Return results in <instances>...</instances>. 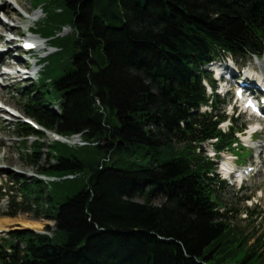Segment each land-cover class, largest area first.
Masks as SVG:
<instances>
[{"label": "trees", "instance_id": "16d2710c", "mask_svg": "<svg viewBox=\"0 0 264 264\" xmlns=\"http://www.w3.org/2000/svg\"><path fill=\"white\" fill-rule=\"evenodd\" d=\"M30 1L44 13L34 32L54 51L18 103L46 131L86 144L13 126L34 139L23 160L52 180H21L19 202L5 195L10 217L34 212L54 229L11 232L0 264H264V236L220 211L224 181L204 150L209 140L231 150L245 126L231 118L221 131L225 102L203 85L214 89L213 61L262 57L264 0Z\"/></svg>", "mask_w": 264, "mask_h": 264}, {"label": "rangeland", "instance_id": "374dc122", "mask_svg": "<svg viewBox=\"0 0 264 264\" xmlns=\"http://www.w3.org/2000/svg\"><path fill=\"white\" fill-rule=\"evenodd\" d=\"M4 1L0 0V22L1 24H4L5 26H15L19 28L20 32L22 33L23 37H27L28 34L26 32V28L30 27L36 28V25L39 21L42 20L44 17L43 10H37L34 11V13L28 15L30 18L35 19L39 18V21L36 23H32L30 20H24L23 22H16L7 20L3 14L4 10ZM17 5L11 1V5L13 6L14 16L15 14H22V18H25L24 16H27L24 9H27L29 12L31 7V1L30 0H15ZM32 8V7H31ZM8 10V9H7ZM16 17V16H15ZM4 23H3V22ZM8 24V25H7ZM69 29L66 27L62 30L61 35H66L69 33ZM5 36L3 37V40L0 42V49H4L7 45V41L13 39L15 36L12 33L5 32ZM38 38V37H36ZM46 41H40V44L43 45ZM11 47H14L12 50V56H16V52H14L17 45H12ZM54 50L51 48L46 49L44 52L39 53L40 56H45L48 54H51ZM19 60V59H18ZM21 62V60H19ZM34 60H31V63H33ZM221 63V64H220ZM226 63L233 64L234 68L237 69L238 73L244 74L245 72H249L253 75L260 76L261 74H264V63L261 61V59H251V60H243L240 58H234L233 56L228 55V59L225 60V63L223 64L222 60L221 62H218L216 65H226ZM39 66H37L33 71L39 70ZM212 70L215 72L214 76H216V73L218 71ZM257 76V77H258ZM242 77V75L240 76ZM242 81L241 79H238V82ZM32 84V82L29 80H23V78L18 79H7L2 80L0 77V102L3 106H8L9 108L16 109L21 116L23 114V110L20 107L18 103L19 94L18 91L20 89H28V87ZM223 87V85H222ZM220 93H222V90H219ZM224 98L220 96L219 101L221 102ZM227 104L224 105L226 110V115L231 116L229 105L233 104V97L229 95L227 98ZM208 108H202L201 111L207 110ZM234 117H236L234 115ZM21 117H14L10 118L4 114H0V185L3 188L2 192L0 193V219H10V220H16V223L26 222V221H33V222H40L42 224L41 226V233L45 231V227H49L51 230L54 229V222L51 220H46L43 218V216L39 215L38 218H35L34 212H18L14 216L10 217V215L14 211V207H10V199L7 198H1L2 194H8V196L11 197V200L13 198H18L16 201H20V195L23 191L24 187L22 186L21 180L23 179H34L37 174V168L34 166L29 165L28 162L24 161V156H21V152L25 150V147H28L30 143L34 141L33 138H30L28 142L25 144L23 141L16 138L15 131L13 126L17 125L19 121H21ZM258 119L254 118H245L241 117L239 118V123L246 126L249 125V128L258 123ZM232 121H226L223 125H221V128L224 130H227V127H231ZM259 127L262 128V132L254 136V146H258L259 149H248L245 147L247 145L244 140L247 138L246 133L249 132L248 127H246V133L243 132L241 135V141L242 143L234 144L230 151H224L221 154L217 155L215 159H212L210 161H213L216 163V173L218 174V177L220 180L224 181V189L218 191V203H220L221 212H226V215L228 217L229 224L234 227L236 230H243V232L249 233L248 236L251 238H255L258 236L263 235L264 236V168L261 169L257 174L253 175L248 179V181L244 182L242 187L238 188L236 185H231L232 178H228V180H224L225 175L220 171L221 169V163L226 161L228 158L233 159L235 156L237 158L234 159V164L236 168L239 169H246L250 168V166H253V169H258V163H257V155L260 153L263 149L264 145V125L262 123L259 125ZM46 142L53 141V138L49 135V133L46 134ZM177 148H181L182 144H176ZM206 151L209 153L211 146L209 144L204 145ZM207 156V155H206ZM48 162L53 163L52 159L49 158ZM43 161L41 162V164ZM254 164V165H253ZM220 168V169H219ZM40 179L49 180L48 178L40 177ZM9 197V198H10ZM31 209L35 210V206L33 203H30ZM250 210L254 211V214L252 216L249 215ZM7 217V218H5ZM19 224L12 226L9 230H7L4 233H0V241L3 242L4 245L7 243L5 242L8 239V235L16 231L17 229L22 230L25 228H22ZM36 231V230H34ZM10 239V237H9ZM252 242V241H251ZM250 242V243H251ZM255 264V263H254Z\"/></svg>", "mask_w": 264, "mask_h": 264}, {"label": "bare ground", "instance_id": "6f19581e", "mask_svg": "<svg viewBox=\"0 0 264 264\" xmlns=\"http://www.w3.org/2000/svg\"><path fill=\"white\" fill-rule=\"evenodd\" d=\"M11 1L14 2L15 4L17 3L15 0H5L4 1L5 5L3 6L4 10H3V13H2L3 15L2 16H4L7 20L14 21V20H17L21 16H20L19 13L15 14L16 17L14 16V12L15 11L13 9V6L11 5ZM24 8H23V10L25 12H28L27 9H24ZM30 9H31V7H30ZM15 13H17V12H15ZM4 24H1V22H0V42L3 40V37L5 36V34H4L5 32L6 33L9 32V33H12L14 35L22 36V33L20 32L21 30L19 28L15 27V26L14 27L13 26L12 27L11 26L7 27ZM5 41H7L6 43H7V45H9L8 46L9 49L6 52H3V53L0 52V65H7L8 62L6 60L10 56H12L11 53H12V50L14 48V47H11L12 45H14L12 40H5ZM14 61H15V63L16 62L20 63L19 60H14ZM261 61L264 63V56L261 58ZM213 69L216 70V71H219V68L217 66H214ZM248 73L249 72H247L245 79H248V77H249ZM262 76L264 77V74H261L257 78H254V80H256V81H253V80L250 81L249 86H251L252 90H260V89L264 88L263 85H262V83L264 82V78L262 79ZM0 77H4V72L1 69H0ZM16 112H18V111H16ZM0 114H4L6 116H10L9 114H7V112L3 108H0ZM50 136L52 138H55V136H53L52 134H50ZM248 141H249V137H247L244 140L245 143H247ZM232 166H233V164L230 161L223 162L222 166H221L222 173L226 177H232V182L240 181L241 177H243L242 173H240L238 178H237V176L229 175V172L231 171V168H233ZM5 218H7V217H5ZM10 219H0V233L1 234L6 232L7 230H9L12 226H15V225L19 224V223H16V220H10ZM19 225L22 228H28V229H32V230H36V231H40L41 230V226H42V224L40 222H33V221L21 222Z\"/></svg>", "mask_w": 264, "mask_h": 264}, {"label": "water", "instance_id": "95a60500", "mask_svg": "<svg viewBox=\"0 0 264 264\" xmlns=\"http://www.w3.org/2000/svg\"><path fill=\"white\" fill-rule=\"evenodd\" d=\"M17 230H19V229H17ZM24 230H27V231H29V232H36V231H34V230H32V229H28V228H25Z\"/></svg>", "mask_w": 264, "mask_h": 264}]
</instances>
